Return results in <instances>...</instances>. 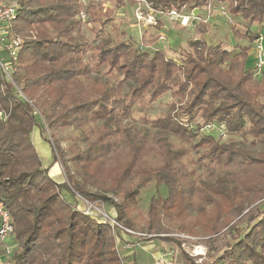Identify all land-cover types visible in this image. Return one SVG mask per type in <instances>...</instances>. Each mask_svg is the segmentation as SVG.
<instances>
[{"label": "trees", "instance_id": "16d2710c", "mask_svg": "<svg viewBox=\"0 0 264 264\" xmlns=\"http://www.w3.org/2000/svg\"><path fill=\"white\" fill-rule=\"evenodd\" d=\"M151 2L154 8L195 9L209 0ZM81 6L78 0H20L17 6L13 32L23 39V46L12 80L26 101L0 75V112L6 115L0 118V202L13 226L12 264H133L128 255L121 257L107 223L76 208L82 204L80 198L111 206L116 224L148 232L151 220L180 218L190 207L199 213L212 207L215 220L204 243L213 261L207 264H264V159L234 143H221L220 136L203 130L213 124L222 126L225 134L264 142V75L258 78L252 68H246L250 47L241 46L232 56L221 44L197 50L193 43L191 52L175 61L163 50L139 51L114 24L113 10L92 7L88 22L97 42L91 59L97 66L106 63L109 73L119 72L121 82L134 81L124 104L108 84L85 82L89 69L82 60L84 48L72 37L80 25L74 18ZM227 9L229 16L261 23L264 0H232ZM106 26L113 37L103 35ZM248 38L253 43L259 36ZM25 53L57 64L51 70L37 63L25 65ZM170 86L180 102L155 122L157 137L148 140L139 131L120 126L136 100L153 102ZM114 102L122 111L118 116L111 109ZM73 126L90 127L84 148L70 159L79 181L70 174L64 151L52 143V164L44 167L30 136L39 128L41 138L50 144L44 132L50 135ZM168 136L190 142L205 166L233 170L230 180L218 177L197 183L178 160ZM118 138H123L121 150L115 148ZM58 160L66 177L62 183L49 175ZM151 183L164 187L167 195L151 197L141 225L132 214L140 190ZM88 186L114 195L119 202L89 192ZM63 193L76 204L66 201ZM168 231L160 222L153 229L161 240L180 248L179 238L160 236Z\"/></svg>", "mask_w": 264, "mask_h": 264}, {"label": "rangeland", "instance_id": "374dc122", "mask_svg": "<svg viewBox=\"0 0 264 264\" xmlns=\"http://www.w3.org/2000/svg\"><path fill=\"white\" fill-rule=\"evenodd\" d=\"M3 1L18 6L20 0ZM78 1L82 5L81 11L74 19L79 21L80 25L72 34V37L75 44H80L84 48L82 60L87 64L89 69L85 82L89 83L96 81L100 86L108 84L117 97H122L124 104L127 102V97L134 85V81L130 80L127 82H121L122 78L119 72L112 70L111 73H109L106 63L97 66L91 59L93 58L91 48L97 42V39L91 30V25L88 22V11L92 7H98L103 11L106 9L113 10L111 17L114 18V24L124 33V39L129 40L139 51L153 52L155 50H163L166 57L175 61H180V58L184 57L186 53L191 52L189 45L193 43L196 44L197 50H202L204 46L208 47L210 45L221 44V47L228 50L232 56L238 52L239 47L249 46L250 50L248 51L249 53L245 66L246 68H251L255 64V57L248 36L255 34L260 35L264 41V17L261 23H250L244 21L239 16H229L228 14L227 17V15L224 16L221 14V8H225V10H227L226 13H228V4L231 3L232 0H209L207 5L195 8L200 14L205 13L207 8H210L212 11L210 20L204 25L189 24L187 26H181L177 21L168 20L160 13H157L161 9H169L172 7L162 8L157 6L159 8H154L155 5L151 0L146 1L151 3V8L153 9L151 11L155 19L153 23H148L147 18L145 17L141 20L136 17L135 12L137 6L132 0H123L121 6L116 0ZM141 9L143 12H150L145 6H142ZM179 10L184 14H188L193 8L182 6ZM107 34H111V37H113V34L110 31V26L104 28L103 35ZM239 34L242 36H239ZM23 57L25 59V65L37 63L46 70H51L57 64V62L45 63L40 57H32L28 53H25ZM56 77H58V75ZM179 102V98L175 95V87L170 86L169 91L153 102H149L147 98L141 101L136 100L130 109V114L121 119L120 126L126 131H139L146 136L148 140H151L159 135V131L155 127V122L164 115L171 113L174 108L176 109V105L179 104ZM111 109L117 116L122 113L118 103H112ZM37 121L42 123L41 119ZM101 122L102 121L99 120L97 124H100ZM90 126L96 127V123H90ZM38 127L41 128L42 124H39ZM88 127L86 126L81 129L76 128L75 126L60 128L56 131H51L50 135L48 131L45 130L46 132L44 133L46 134L44 136L47 137L46 139L50 141V144L42 138L39 139V128L33 129L30 136L34 135V139L38 138L37 143L34 141V146L39 154L42 165L49 166V164H52V143L54 146L60 147V149L64 151L68 160L67 165L70 174L75 180L79 181L81 176L78 174L70 159L75 151L84 148L85 141L90 131V127ZM42 128H44V126ZM212 134L219 136L217 132ZM167 139L174 152L178 155V160L183 162L188 170L191 171L192 176L197 183L208 180L215 181L218 177H222L224 180H230L233 170L227 168H213L211 165L205 166V164L198 161L199 155L191 148L190 142L179 141L172 136H168ZM220 140L221 143H234L243 151H246L251 155L259 154L264 159V142H254L250 138L243 139L239 135H231L228 133L221 137ZM115 148L120 150L123 148V138H118L115 142ZM49 175L56 183L66 181L60 160L53 163V167L49 170ZM88 191L91 193L104 194L114 202H119L114 195L103 193L96 187L88 186ZM62 195L71 205L76 204V200L71 198L68 194L63 193ZM155 195L165 198L167 195L166 189L162 186L157 188L154 183H151L148 188L140 190L137 198V209L132 214L136 218V223L144 225L142 222L147 219L149 201L151 197ZM262 201H264V199H262L261 202ZM76 208L80 210L82 205H77ZM104 208L109 213H113L111 206L104 205ZM215 214L216 211L212 207H207L206 210L201 213L196 212L194 208L190 207L180 218L161 217L159 220H151V228L149 232L144 229L140 231L136 227L132 229L119 225L120 227H115L112 235L116 239L121 257L127 252V249L125 248L126 245L134 247L133 251L130 252L132 253L131 256H129L130 259H132L133 264H152L153 255H155V253L159 251L168 253L175 248L179 251L176 258L177 264H191V262H194L193 264H207L213 261V257L204 242L211 237L210 232L208 231L210 225L213 224V221L215 220ZM157 222H160L169 230L168 232L160 234V236L176 237L177 235H183L194 239L188 241L179 238V240L183 241L180 244L183 256H181L180 248L176 243L163 241L158 237L159 234L153 232L154 226ZM122 228L133 231L134 234L127 233ZM243 228L244 226H241V229ZM6 243L9 242L7 241ZM1 250H3V247H0V251ZM187 258H189L190 261L189 259L187 261ZM1 261H6V257L2 256ZM7 264H12V261L8 259Z\"/></svg>", "mask_w": 264, "mask_h": 264}, {"label": "built area", "instance_id": "2783aa9c", "mask_svg": "<svg viewBox=\"0 0 264 264\" xmlns=\"http://www.w3.org/2000/svg\"><path fill=\"white\" fill-rule=\"evenodd\" d=\"M136 8V17L141 20L147 18L148 23H153L155 21L151 11V3L146 0H132ZM145 6L148 11L143 12L141 7ZM221 14L228 17L227 10L225 8L220 9ZM17 6L5 3L0 0V75L2 79L11 85L14 93L18 96L20 100H25L24 95L20 88L13 82L12 73L14 71V65L18 58V53L22 49L23 39L20 36L15 35L13 32V24L16 18ZM161 15L166 17V19L171 21H177L181 26H187L189 24H207L210 20L212 11L207 8V11L203 14L198 13V10L193 9L190 13L184 14L179 9L169 8L161 9L159 12ZM258 41V40H257ZM260 41V40H259ZM255 64L252 68L255 75L260 74L264 67V46L257 44L255 46ZM6 118V115L0 112V118ZM41 118L38 117V120ZM42 120V119H41ZM39 122V121H38ZM206 133L212 134L217 132L220 137L225 135L224 128L222 126H216L213 124L206 125L203 129ZM82 208L80 209L84 214L98 219L100 222L107 223L112 233L115 227H120L114 221L110 213L104 208L103 204L90 203L82 198ZM130 234H134L133 231L125 230ZM13 226L11 222V217L9 212L5 208L4 204L0 202V247L3 250L0 251V264H7V260L11 258L14 251V244L12 241ZM177 238L186 239L188 241L194 240L192 237H187L183 235H177ZM9 243H6V242ZM125 248L127 252L133 251L134 247L126 245ZM179 251L175 248L170 250L168 253H160L153 256L152 264H177L176 258ZM6 257V261H1V257Z\"/></svg>", "mask_w": 264, "mask_h": 264}, {"label": "crops", "instance_id": "0c3cea01", "mask_svg": "<svg viewBox=\"0 0 264 264\" xmlns=\"http://www.w3.org/2000/svg\"><path fill=\"white\" fill-rule=\"evenodd\" d=\"M259 36V39H257L256 41H254L253 43H251V48L253 49V51H254V55H255V46L257 45V44H259L260 43V45H262V46H264V41H263V38L260 36V35H258ZM260 40V41H259ZM249 53V52H248ZM255 57V56H254ZM254 66V65H253ZM262 75H264V70L262 69V72L260 73V74H257L256 76L259 78V77H261ZM35 129V128H34ZM39 133V132H38ZM35 134V133H34ZM33 136L34 135H32L31 136V141H33L32 143H33V145H34V141L37 143L38 142V138L36 139H34L33 138ZM36 136V135H35ZM39 137V136H38ZM39 139H41V136L39 137ZM49 165H51V164H49ZM44 167H47V166H44ZM51 167H53V165L51 166ZM160 253H163V252H157V253H155V255H153V256H156V255H158V254H160ZM131 254L132 253H130V252H126V254L125 255H128V256H131ZM132 260V259H131Z\"/></svg>", "mask_w": 264, "mask_h": 264}]
</instances>
